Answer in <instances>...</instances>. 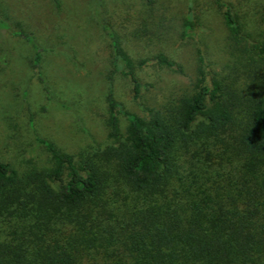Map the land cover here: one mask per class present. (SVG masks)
<instances>
[{
    "label": "trees",
    "instance_id": "obj_1",
    "mask_svg": "<svg viewBox=\"0 0 264 264\" xmlns=\"http://www.w3.org/2000/svg\"><path fill=\"white\" fill-rule=\"evenodd\" d=\"M50 1L59 9L60 0ZM144 2L151 39L167 41L173 22L165 9L157 11V0ZM212 4L227 31L229 74H211L196 47L192 93L151 107L142 99L151 86L139 80V71L151 62L180 66L163 52L133 59L103 0H95L91 16L110 52L108 142L65 153L36 133L29 113L28 125L50 166L19 173L0 161V264H264V23L262 33L252 35L230 2ZM197 6L188 0L183 43H200ZM6 36L30 47L46 113L54 101L42 61L53 49L43 47L0 0V38ZM114 75L130 81L144 117L116 102ZM120 114L128 121L125 133Z\"/></svg>",
    "mask_w": 264,
    "mask_h": 264
},
{
    "label": "rangeland",
    "instance_id": "obj_2",
    "mask_svg": "<svg viewBox=\"0 0 264 264\" xmlns=\"http://www.w3.org/2000/svg\"><path fill=\"white\" fill-rule=\"evenodd\" d=\"M230 2L246 31L262 33L264 0H225ZM7 13L20 22L45 48L42 70L54 102H63L68 110L55 108L43 113L48 105L36 71L30 64L31 49L22 41L0 38V161L19 173L32 167H49L48 154L34 140L28 125L34 116L36 133L68 154L105 145L108 142L106 119L110 52L105 38L91 16L95 0H60L56 9L50 0H2ZM159 13L173 22L168 40L151 39L153 26L143 13L144 0H103L106 16L123 37V45L135 60H151L163 52L180 67L168 69L151 64L140 70L139 80L151 87L142 92L144 103L159 107L167 100L192 93L198 78L196 47H201L211 64V74H229L232 57L227 49V31L212 0H197L202 31L200 43L180 41L181 23L188 0H157ZM157 12V14H158ZM174 16V19H173ZM3 61L1 60L4 58ZM113 97L128 113L144 117L133 99L130 81L114 75ZM119 128L125 133L128 121L118 115ZM237 165V162L233 163Z\"/></svg>",
    "mask_w": 264,
    "mask_h": 264
}]
</instances>
